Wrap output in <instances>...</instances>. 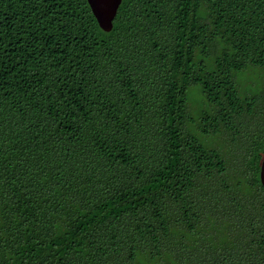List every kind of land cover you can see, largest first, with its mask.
<instances>
[{
	"label": "trees",
	"instance_id": "16d2710c",
	"mask_svg": "<svg viewBox=\"0 0 264 264\" xmlns=\"http://www.w3.org/2000/svg\"><path fill=\"white\" fill-rule=\"evenodd\" d=\"M263 158L264 0H0V264H264Z\"/></svg>",
	"mask_w": 264,
	"mask_h": 264
},
{
	"label": "rangeland",
	"instance_id": "374dc122",
	"mask_svg": "<svg viewBox=\"0 0 264 264\" xmlns=\"http://www.w3.org/2000/svg\"><path fill=\"white\" fill-rule=\"evenodd\" d=\"M260 75H262L261 72L255 69H251L249 72L242 75L243 89H246L250 93L249 96H256L259 94L260 89L258 81L262 80L259 78ZM187 100L190 106V113L193 117H198L200 115V111L206 108V102L203 100L199 86L194 85L188 89ZM200 140L205 142L210 140V138H201ZM218 141H211L213 143L211 147L219 144Z\"/></svg>",
	"mask_w": 264,
	"mask_h": 264
},
{
	"label": "water",
	"instance_id": "95a60500",
	"mask_svg": "<svg viewBox=\"0 0 264 264\" xmlns=\"http://www.w3.org/2000/svg\"><path fill=\"white\" fill-rule=\"evenodd\" d=\"M91 14L103 32H110L121 0H86ZM259 180L264 188V158L259 165Z\"/></svg>",
	"mask_w": 264,
	"mask_h": 264
}]
</instances>
